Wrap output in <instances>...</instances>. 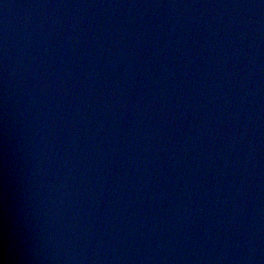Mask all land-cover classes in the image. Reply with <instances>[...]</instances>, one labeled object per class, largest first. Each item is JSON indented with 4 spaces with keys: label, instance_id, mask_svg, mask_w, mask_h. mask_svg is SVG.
<instances>
[{
    "label": "water",
    "instance_id": "water-1",
    "mask_svg": "<svg viewBox=\"0 0 264 264\" xmlns=\"http://www.w3.org/2000/svg\"><path fill=\"white\" fill-rule=\"evenodd\" d=\"M0 264H264V0H0Z\"/></svg>",
    "mask_w": 264,
    "mask_h": 264
}]
</instances>
